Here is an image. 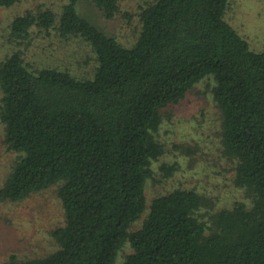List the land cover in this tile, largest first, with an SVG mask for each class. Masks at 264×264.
Returning a JSON list of instances; mask_svg holds the SVG:
<instances>
[{
	"label": "trees",
	"instance_id": "trees-1",
	"mask_svg": "<svg viewBox=\"0 0 264 264\" xmlns=\"http://www.w3.org/2000/svg\"><path fill=\"white\" fill-rule=\"evenodd\" d=\"M77 1L59 14L40 5L11 23L0 123L13 158L0 200L56 187L65 221L51 232L49 254L12 253L2 264H264V50L226 19L229 0H144L130 45L80 15ZM91 2L109 21L133 15L122 0ZM33 31L77 39L86 50L44 45L48 57L36 63L27 57ZM208 80L223 157L247 201L216 208L206 193L178 187L149 200L154 164L168 176L179 170L163 162L159 131Z\"/></svg>",
	"mask_w": 264,
	"mask_h": 264
},
{
	"label": "rangeland",
	"instance_id": "rangeland-1",
	"mask_svg": "<svg viewBox=\"0 0 264 264\" xmlns=\"http://www.w3.org/2000/svg\"><path fill=\"white\" fill-rule=\"evenodd\" d=\"M68 1L23 0L10 8L0 6V62L15 48V44L11 41L10 28L15 17L40 5L52 6L59 14L62 6ZM122 1L125 12L133 13L131 18L120 15L115 20H106L99 15L91 0H78L77 9L80 15L100 30L119 37L130 45L140 31L136 14L139 11V4L144 0ZM226 19L247 39L254 51L264 50V0H229ZM40 35L41 32L33 36L37 46L28 50L27 57L32 61L42 62L48 57L47 53L43 54L44 45L49 47L53 44L55 47L58 44L63 46L80 44L77 39L68 42L54 33H50L51 37L48 38L46 33ZM53 46L49 49L54 51ZM78 48L81 49L80 51L86 50L83 44ZM49 56L54 64L62 66L68 64L65 60H57L52 55ZM80 74L88 73L81 70ZM211 87L210 80L203 82L198 87L200 94L198 90H193L183 103L174 108L176 117L169 119L170 116H167L168 120L158 134L160 141L167 147L163 162L177 164L179 170L168 176L167 173L160 172L161 164L155 163V178L148 181L146 188L149 200L178 187L194 188L206 193L216 203V208L231 206L239 200L247 201L243 190L235 186L234 165L223 157L218 108L209 96ZM2 139L3 130L0 123V188L13 158V153L5 150ZM64 221L65 215L56 187L34 194L22 202L0 200V264L4 263L12 253L20 258L49 254L54 249L51 232ZM140 222L135 226L139 227ZM129 251L128 247L125 248L121 259Z\"/></svg>",
	"mask_w": 264,
	"mask_h": 264
}]
</instances>
